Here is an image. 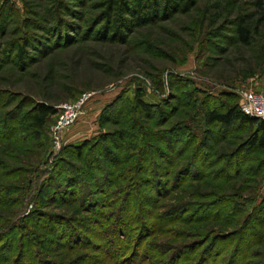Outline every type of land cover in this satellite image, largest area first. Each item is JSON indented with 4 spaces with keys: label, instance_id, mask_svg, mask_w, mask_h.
Wrapping results in <instances>:
<instances>
[{
    "label": "rangeland",
    "instance_id": "1",
    "mask_svg": "<svg viewBox=\"0 0 264 264\" xmlns=\"http://www.w3.org/2000/svg\"><path fill=\"white\" fill-rule=\"evenodd\" d=\"M11 1L19 15L11 23L0 21V264H16L21 253L23 263L119 264L136 246L145 224L151 227L145 234L150 236L141 239L146 252L136 264H170L177 253L176 264H191V255H199L214 234L231 237L217 263L229 264L239 232L251 242L242 245L244 260L238 264H264V149L244 147L248 126L206 124L211 107L240 104L252 92L264 94V0H193L190 11L159 14L150 24L129 31L125 27V37L116 39H108L112 33L101 35L100 28L108 23L98 20L104 0H85L84 6L66 0L79 13L63 8L64 24L52 0H27L32 8L22 0ZM81 13L83 19L78 18ZM245 16L253 29L249 45L238 42L235 32ZM58 22L61 31L50 30ZM24 36L29 46L21 62L16 45ZM139 89L153 106L151 114L132 104ZM86 92L92 96L84 113L62 134L60 146L51 132L56 114L40 130L27 128L36 103L57 109ZM107 112L112 119L103 124ZM119 129L129 136L121 145L125 153L131 149L132 162L137 159L144 167L128 170L134 181L130 213L122 208L126 185L113 188L107 204H89L91 197L85 201V189L92 190L89 177L76 173L77 168L86 170L85 163L64 154L85 141L97 144L101 134ZM136 146L149 150L144 162L145 153ZM103 165L109 161L93 170L103 173ZM69 173L79 176L81 184L76 182L66 194L55 190L51 181L65 186ZM154 173L166 182L163 194L150 182ZM122 212L127 223L118 233ZM73 227L80 234L78 242L67 233ZM116 235L122 239L116 247L122 249L119 261L108 250ZM193 243L190 252L187 246Z\"/></svg>",
    "mask_w": 264,
    "mask_h": 264
},
{
    "label": "trees",
    "instance_id": "2",
    "mask_svg": "<svg viewBox=\"0 0 264 264\" xmlns=\"http://www.w3.org/2000/svg\"><path fill=\"white\" fill-rule=\"evenodd\" d=\"M1 1V0H0ZM25 6L27 8H32L31 3H29L27 0H22ZM75 2L76 6H84L85 3H83L85 0H72ZM132 0H104L103 2H100L101 10L99 12V18L98 20H101L102 22H108L105 25L100 28L101 30V35L105 34H111L112 36L108 35V39H116V38H124L125 35L123 34V29L127 27V30L129 31L130 29H133L135 26H144L147 24L152 23L155 18L160 14L163 15H170L172 12H188L190 11L191 6L194 4L193 0H134V2H131ZM52 5L55 6V9H57V16H58V21H61L62 24L65 23L66 20L62 18L63 14H61L63 8H66L68 12H73L75 14L79 13L78 11L72 10L69 5H67L66 0H52ZM69 6V8H67ZM19 15V10L17 9V6L11 1V0H4L1 2L0 5V21L3 23H11L10 18L14 17L15 15ZM126 14L131 17V19L128 21L126 20ZM84 15L81 13V15L78 17L80 19H83ZM95 19H92V22H94ZM98 22V21H97ZM96 22V23H97ZM20 23V20L18 21ZM69 23H66L65 26H67ZM91 25V24H90ZM25 27L26 25L23 24ZM26 28V27H25ZM50 30H56V32L61 31V25L58 22L57 25H55V28H50ZM235 32L237 34L238 42L242 44L249 45L251 42V36L253 34V29L251 25L249 24L247 17H242L238 20ZM66 34V33H65ZM28 39L26 36L22 37L20 42H18V45H16V57L17 61L24 60V58L27 56L26 54V47H28ZM143 91L142 90H137L134 96V100L132 104H135V108L140 111V112H147L150 113L152 112L153 106L143 100ZM228 98V95L226 96ZM127 100V99H125ZM161 108V106H160ZM57 113V109L48 103H36L34 107L29 111L28 113V127L31 130H40L44 127V125L47 123L49 117L51 115H55ZM160 112L158 111V114ZM111 114L107 112L104 114V119L102 123H106L112 119L110 117ZM206 124L211 125V124H217V125H223L225 127L228 126H233V125H243L244 127L248 126L250 129L248 136L246 140L244 141V147L252 151L254 148L257 149H264V120L250 116L245 114L241 108L240 104H227L225 102V105L223 107H211V109L207 110L206 112ZM149 129V128H148ZM150 130V129H149ZM152 132V130H150ZM148 134H150L148 132ZM128 135H126V131L123 129L119 130H114L112 133H104L101 134L97 138V144H93L90 141H85L81 145H77L72 147V150H66L64 152L65 155L72 156V159L74 162L77 160H80L85 163L86 170H78L76 173H81V176L85 177L84 175H88L89 178H87L90 186L92 187V190L89 191L88 189H85L84 194V199L85 201L88 202L87 197H91V203L93 204L96 202L99 204L100 201H102L101 205L107 204V201H105V197H108L112 194L115 193L113 192V188H118L123 189V186L126 185L128 188V191L126 192V200H125V205H122L124 212H128V202H132V196L130 195L129 198V189L131 186L134 184L133 180H129V177H127L128 170H131V168H134L135 170H142L139 169L140 167L144 168L142 164H137V159L132 162L134 155L131 154V149H128L126 154V147L121 146L124 144V141H126ZM208 141V138H207ZM111 142V143H110ZM102 143H106V145H103ZM99 144L102 145V147H99ZM109 144H114L117 148V152H112L111 147ZM130 145V144H129ZM205 144H201V146H204ZM120 148L123 150L120 151ZM137 151L142 149V153L144 154V157L141 159V162L145 161L147 157L149 156V150H145L144 146H141L140 148L137 147ZM213 148V146H211ZM210 148V149H211ZM256 149V150H257ZM95 151L94 155H92V152ZM92 156H91V155ZM135 154V153H134ZM138 156V155H137ZM136 156V157H137ZM104 157V158H103ZM87 161H86V160ZM109 161V165H103V173H98L95 170H93V165L95 164H100L101 161L104 160ZM92 162H94L92 164ZM66 166H72L75 167L76 164H72L69 161H61ZM134 166V167H133ZM61 169H64L61 165ZM60 169V170H61ZM151 166L149 167L148 171H150ZM133 170V169H132ZM151 172V171H150ZM154 172L156 173V170L154 169ZM64 171L62 172V174ZM83 173V174H82ZM121 173V174H120ZM154 173L151 178H153V181L150 180L151 183L155 184V190L159 194H163L166 190V182H164V179L158 178V175ZM58 174V173H57ZM60 175V173L58 174ZM80 179L79 176H73L71 173L67 175L66 179V184L65 186H59L60 181H56V179H53L51 182L57 185L56 189H60L61 191L66 194L67 190L73 191L72 186L76 184V182H79L78 180ZM141 180V176L139 177ZM127 180L126 183H123ZM123 181V182H122ZM80 183V182H79ZM77 183V184H79ZM81 184V183H80ZM137 186L140 188V184L137 183ZM48 189V194L51 193V185L48 183L46 185ZM45 187V190H46ZM60 187V188H59ZM88 187V186H87ZM54 190V191H55ZM53 192V190H52ZM141 192V191H139ZM54 193V192H53ZM102 194V195H101ZM53 195V194H52ZM43 198L44 196L41 195ZM45 197H48L46 199H50L49 195H45ZM41 198V199H42ZM93 200V202H92ZM141 203V202H140ZM91 206L89 208L94 209L92 205H87ZM262 209H264V199L263 202L261 203ZM132 209H129V213ZM123 213V212H122ZM36 215L38 214L37 212L35 213ZM124 213L122 214L121 218L119 219L118 225L115 227L118 233L121 229H124L126 227V221L125 217H123ZM247 220V219H246ZM253 221L254 219H250ZM260 222V221H259ZM71 226V225H70ZM248 228V225H247ZM253 227H251L252 229ZM250 229V230H251ZM151 230V227L145 224V227H143L141 233L137 236L136 240V246L131 248L130 253L127 255L126 258H124L122 261H119L118 259V254L120 253L119 251H122V249L117 250V242L118 244H122V239L119 238L117 239V235L109 241L108 247H110L109 252L111 254H116V260L119 261V264H136L137 261L136 259L140 255H145L146 250L143 252L141 251L140 248V243L141 239L144 238L147 239L149 238L150 235H145L147 234V231ZM68 231V230H67ZM244 231V230H243ZM239 232V231H238ZM68 235H71V239L75 242H78L80 240L79 233L77 231L76 227L71 228V231L67 232ZM150 234V233H149ZM152 234H155L154 232ZM238 234V233H236ZM239 239L236 242L237 243V248H235L236 245H234V255L233 258L231 259V262L229 264H238L239 262H243L241 259L242 255V245L243 248H246L249 246V243L251 240L248 239L244 235V232H239ZM226 235V234H225ZM254 235L256 238L259 237V232L255 231ZM223 234H214V236L211 237V239H208L204 243V247L202 251L199 253H196V255H191L190 260L193 262L191 264H217L219 259L221 258L220 256L224 253V246L226 245L227 238H231L230 236H224ZM232 236V235H231ZM238 236V235H236ZM124 237V235H123ZM250 241V242H249ZM117 247V248H116ZM122 247V246H121ZM188 250L190 252L195 248V243L188 245ZM123 248V247H122ZM195 250V249H194ZM148 252V251H147ZM188 252V254L190 253ZM193 252V251H192ZM233 252V251H232ZM230 253V255L232 254ZM193 254V253H190ZM16 264H34L32 261L27 260L25 263L22 253ZM147 256V255H146ZM175 256V258L173 257ZM172 262L170 264H176V259L180 258L179 253L173 255ZM198 256V257H197ZM33 259V258H32ZM47 258L45 262L47 263ZM49 262V261H48ZM175 262V263H174Z\"/></svg>",
    "mask_w": 264,
    "mask_h": 264
},
{
    "label": "built area",
    "instance_id": "3",
    "mask_svg": "<svg viewBox=\"0 0 264 264\" xmlns=\"http://www.w3.org/2000/svg\"><path fill=\"white\" fill-rule=\"evenodd\" d=\"M91 96L92 92H86L75 100L62 102L57 106L56 119L51 126L56 145H61L62 134L84 113ZM240 108L245 114L264 120V94L256 92L247 94L242 98Z\"/></svg>",
    "mask_w": 264,
    "mask_h": 264
}]
</instances>
